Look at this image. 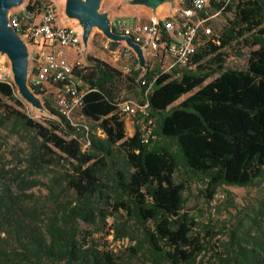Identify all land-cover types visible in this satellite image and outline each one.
Returning <instances> with one entry per match:
<instances>
[{
	"label": "trees",
	"instance_id": "trees-1",
	"mask_svg": "<svg viewBox=\"0 0 264 264\" xmlns=\"http://www.w3.org/2000/svg\"><path fill=\"white\" fill-rule=\"evenodd\" d=\"M43 2L28 1L25 11L37 16ZM209 6L217 7L213 0ZM227 13L221 28L200 36L191 67L162 73L157 63H146L145 71L135 67L124 75L93 57L75 67L72 77L84 91L79 115L100 135L59 115L44 89L31 86L45 99L47 116L28 118L2 103L23 106L12 85L0 82L3 119L32 136L30 164L58 167L44 185L51 204L42 219L23 200L40 181L17 176L15 190H0V264H125L81 241V225L119 214L125 223L114 225L115 238L133 239L127 224L134 221L151 264L204 263L207 249L197 218L185 209V184L203 185L201 195L211 202L224 187L249 188L264 179V0H230ZM242 46L252 48L245 67L226 69L224 50ZM124 93L145 96L147 143L138 127L126 137L117 110ZM219 245L208 264H264V236L246 225L231 228Z\"/></svg>",
	"mask_w": 264,
	"mask_h": 264
},
{
	"label": "rangeland",
	"instance_id": "rangeland-1",
	"mask_svg": "<svg viewBox=\"0 0 264 264\" xmlns=\"http://www.w3.org/2000/svg\"><path fill=\"white\" fill-rule=\"evenodd\" d=\"M28 1L30 0H24L20 7L12 9L11 11L13 12L14 10L22 9V7L24 8ZM38 1H51L56 6L58 20H63L65 24L76 28L77 22L75 20H68L64 15L65 0ZM128 2L129 0H101L100 12L106 13L110 22L116 19L141 23L150 20V16H152V11L150 9L143 6H134ZM170 8L169 4H164L158 11L156 10V14L163 17L169 13ZM230 17V13L217 17L212 21V27L221 28ZM98 32L100 31L97 29H94L92 32L88 44L90 50L82 57L84 66L86 65L87 57H93L104 61L117 70H120L122 65H128L130 69L137 67L134 62L126 63L121 57L104 51L100 46ZM251 50L252 48L244 46L224 50V67L226 69H243ZM2 64L4 68L9 67L10 69L8 60L5 59ZM28 66L30 67H28L27 74V86L29 87V81L33 77V74L31 72V64ZM128 73L129 72L123 74L126 75ZM212 78L207 79L204 84L210 82ZM10 83L14 89L15 98L20 100L23 106L18 108L11 101L3 98L2 103L4 105H10L36 122H42V118L47 116L46 112H42L33 107L22 97L13 82L12 72L10 75ZM196 90L197 88L183 95L174 104H178ZM45 92H47V94L44 95V97H46V100L55 108L53 87H45L44 93ZM36 97H38L43 104L45 99L38 95H36ZM144 98V94L143 96H137L134 93H124L120 101H129L132 102L134 106H138L140 101H143ZM73 117L77 123L87 126L89 131L100 135L99 131L93 129L94 124L81 118L79 112H76ZM120 117L125 124L126 137H131L136 127H138L140 132H144L147 128L146 121L139 113L122 114ZM31 137L28 131L19 127L12 119H3V112L0 110V190L3 186H10L15 190V178L17 176L19 178L36 179L40 181L41 184L39 186L26 191V193L31 196L24 197L23 200L26 207L39 210L41 212L40 219H42L44 217L43 213L48 211V205L51 204V199L47 197V189L44 185L51 183V178L54 174L53 170L58 169V167L48 164V162L45 161L41 162L39 167H34L30 164ZM175 178L176 181H178L179 175H176ZM202 189L203 185L196 181L187 182L185 184L183 198L185 199V209L193 213L197 218L198 228H196V231L198 236L202 238V242L207 249V255L204 258L203 264L215 262L214 257L215 253L218 251V246H220L219 243L226 239L228 231L235 226L246 225L252 233L264 236V179L254 187H224L220 190L219 194L214 196L211 202H208L203 195H201ZM124 223V217L119 214L115 217L108 216L103 223L81 225V241L84 242L86 246H94L99 251L111 253L115 258L125 264H151L146 245H139L140 227L134 221L127 224V228L131 233L130 235L133 236V239L130 236L123 239L115 238L114 225H121Z\"/></svg>",
	"mask_w": 264,
	"mask_h": 264
},
{
	"label": "built area",
	"instance_id": "built-area-1",
	"mask_svg": "<svg viewBox=\"0 0 264 264\" xmlns=\"http://www.w3.org/2000/svg\"><path fill=\"white\" fill-rule=\"evenodd\" d=\"M211 0H177L173 10L164 18H153L146 22L122 20L111 22V29L115 34L129 37L137 44L149 66L159 65L162 73L193 66L192 59L199 44L200 36L213 34L212 21L222 15V11L230 0H213L215 9L209 6ZM57 9L51 1H44L37 16L20 10L10 11L8 25L27 44L35 49L30 61L33 77L29 87L45 89L53 87L55 95V109L59 115L67 119H74V114L82 107V96L72 77L75 67H83L80 54V39L76 28L59 26ZM101 48L113 55L121 57L123 61L135 62L134 52L124 42H112L101 32ZM138 67V65H137ZM131 69L122 65L120 71L127 73ZM11 71L0 63V82L10 84ZM143 85V82H141ZM149 87L145 91L147 94ZM118 113H139L148 117V103L134 106L132 102L122 101L118 104ZM151 121H147L141 141L147 143L151 134Z\"/></svg>",
	"mask_w": 264,
	"mask_h": 264
},
{
	"label": "water",
	"instance_id": "water-1",
	"mask_svg": "<svg viewBox=\"0 0 264 264\" xmlns=\"http://www.w3.org/2000/svg\"><path fill=\"white\" fill-rule=\"evenodd\" d=\"M24 0H0V55H4L10 63L13 82L19 93L33 107L46 112L41 101L27 86L29 65V52L27 44L17 35L16 31L8 25V14L12 9L18 8ZM134 6H143L155 13L156 9L164 4L172 8L174 0H129ZM101 0H65L64 15L67 19L77 21L81 27V41L87 47L88 38L92 29L96 28L103 36L112 41H122L130 48L142 70L147 69L146 60L141 48L129 37L115 34L111 29V22L106 13L100 12Z\"/></svg>",
	"mask_w": 264,
	"mask_h": 264
},
{
	"label": "crops",
	"instance_id": "crops-1",
	"mask_svg": "<svg viewBox=\"0 0 264 264\" xmlns=\"http://www.w3.org/2000/svg\"><path fill=\"white\" fill-rule=\"evenodd\" d=\"M175 1H176V0H174V6H175V4H176ZM174 6H173L172 8L169 9V13L173 10ZM158 8H159V7H158ZM156 10H157V9H156ZM169 13H168V14H169ZM168 14H166L165 16H167ZM165 16L160 17V16H158V15L156 14V11H155V13H152V16H150V19H153V18L161 19V18H164ZM68 20H71V19H68ZM116 20H118V19H116ZM119 20H121V19H119ZM72 21H73V20H72ZM122 21H124V20H122ZM76 22H77V21H76ZM124 22H128V21H124ZM131 22H132V21H131ZM131 22H128V23H131ZM56 23H57V25H59V26H70V25H68V24H65V23L63 22V20H58V12H57V21H56ZM94 29H96V28H94ZM94 29H92V32H93ZM76 30H77L78 37H79V39H80V54H81V58H82V57H84V54H86V52H87L88 50H90V48H88V46H89L88 44H89V41H90V37H91V35H92V32H91V34H90V36H89V38H88L87 47L84 48L83 45H82V41H81L82 31H81V27L78 25V23H77V26H76ZM28 52H29V64H31L30 61H31V59H32V57H33V55H34L35 49L28 47ZM5 59L8 60L4 55H0V63H3V61H4ZM28 67H29V66H28ZM29 68H30V67H29ZM44 94L46 95L47 92H45Z\"/></svg>",
	"mask_w": 264,
	"mask_h": 264
},
{
	"label": "bare ground",
	"instance_id": "bare-ground-1",
	"mask_svg": "<svg viewBox=\"0 0 264 264\" xmlns=\"http://www.w3.org/2000/svg\"><path fill=\"white\" fill-rule=\"evenodd\" d=\"M162 6H160L159 8H157V11L161 8Z\"/></svg>",
	"mask_w": 264,
	"mask_h": 264
}]
</instances>
